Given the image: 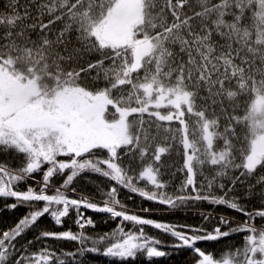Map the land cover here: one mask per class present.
<instances>
[{
    "label": "snow or ice",
    "instance_id": "1",
    "mask_svg": "<svg viewBox=\"0 0 264 264\" xmlns=\"http://www.w3.org/2000/svg\"><path fill=\"white\" fill-rule=\"evenodd\" d=\"M0 152L18 160L0 161V214L27 210L0 228V264L181 250L185 264H264V0H3ZM81 178L93 192L78 190ZM122 190L164 206L141 212L195 209L200 223L135 214ZM88 210L117 227L85 234ZM70 213L76 232L38 223L62 227ZM238 233L242 244L198 246Z\"/></svg>",
    "mask_w": 264,
    "mask_h": 264
},
{
    "label": "trees",
    "instance_id": "2",
    "mask_svg": "<svg viewBox=\"0 0 264 264\" xmlns=\"http://www.w3.org/2000/svg\"><path fill=\"white\" fill-rule=\"evenodd\" d=\"M3 0H0V3H2ZM172 160H176L177 157L173 155L171 157ZM5 160H11L12 161V167H15L16 164L18 163V160L13 157L12 154H5L0 152V161H5ZM35 178L40 179V174H34ZM180 173H177V177L179 178ZM91 179L94 181H100L103 182L106 186H110L109 182L102 177H99L97 175L91 176ZM29 184H32L35 186L34 182L32 180L28 181ZM138 184L141 182H137ZM78 190L83 189L86 192H93L94 189L92 188L91 184L85 185L84 180L81 178L78 181L77 184ZM241 192L244 191L242 186H237ZM53 194V193H49ZM120 198L122 201L127 205L128 209L135 214L141 215L145 218H152L156 219L157 221L160 222H174V221H179V222H186L189 224H198L200 223V218L197 216L193 215V211L195 209H191L187 211V213H183L180 211L176 212H169L166 214H160L157 212H141L139 211L140 208L142 207H148L152 209H164V206L158 205L153 202H147L143 200L142 198L138 197V195H131L129 198V193L126 191H121ZM12 198H9L11 201ZM251 207V206H250ZM196 208H199L201 210L205 211H213L217 214H225L230 218H235L237 220H244V217L242 214L229 210L227 207L219 206V207H214L211 206L207 203L203 204H198ZM26 208L20 207L17 210H14L13 213H8L5 212L3 214H0V228H5L7 224L14 223L16 220L21 218L25 213H26ZM85 215L91 217L94 222H95V227H86L84 229L85 234L87 235H92L95 237L98 234H103L106 232H109L110 230H114L117 227V222L108 220L107 223L103 222L105 219H107L106 214H100V213H93L90 210H88ZM41 226H47L48 229L53 230V231H61V230H72L74 232L78 231L79 229L74 223V213H70V216L67 218H64V222L62 227L53 226V222H51L49 217H44L41 218V221L38 222ZM145 231L147 234L152 235L153 237H158L162 239L165 242H170V237L167 235H163L159 230L153 229L151 226H145ZM36 234V229L34 228L32 231H29L26 236L25 240L31 239L34 235ZM247 233H238L234 234L228 238H222L218 242H201L198 246H200L202 249H222L226 246V244H242L243 243V236L246 235ZM46 243L51 244L53 248L60 250H72L76 247L75 243L72 242H64V241H54V240H47ZM42 244L40 241L36 242L35 247H41ZM161 250H164L166 252H169V249L167 248H162ZM88 260L92 261L93 264H185L187 260L191 259V254L187 250H181L179 252H171L170 255L166 256L165 258H157L154 259L153 261H148L144 258L143 255H138L135 261L129 260L126 262H121L117 260H113L111 258H104L99 255L95 256H89L87 257Z\"/></svg>",
    "mask_w": 264,
    "mask_h": 264
},
{
    "label": "rangeland",
    "instance_id": "3",
    "mask_svg": "<svg viewBox=\"0 0 264 264\" xmlns=\"http://www.w3.org/2000/svg\"><path fill=\"white\" fill-rule=\"evenodd\" d=\"M35 179H37V178H35Z\"/></svg>",
    "mask_w": 264,
    "mask_h": 264
}]
</instances>
